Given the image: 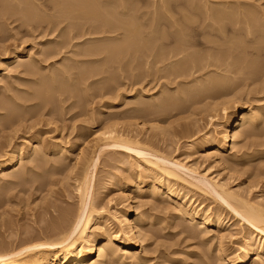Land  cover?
Segmentation results:
<instances>
[{
	"label": "rangeland",
	"instance_id": "rangeland-1",
	"mask_svg": "<svg viewBox=\"0 0 264 264\" xmlns=\"http://www.w3.org/2000/svg\"><path fill=\"white\" fill-rule=\"evenodd\" d=\"M144 1L146 0L139 1L140 4L138 3L137 5H141ZM143 3L140 6V9L143 6V9H146V11H142H148L149 14H151L150 11L152 12L154 6L151 5L150 8L148 7L150 9L149 10L146 8L147 6H144L147 2H145L144 5ZM181 3H185V8ZM187 4V10H189L190 5L192 4L195 10L190 8V11L194 10L199 12L198 14L188 13L189 15L191 14L190 18L193 20V24L185 22L187 21L186 18L184 20L183 18H179L177 22H181L180 24L183 23L184 26L188 23L189 26H186L188 29L191 28V26L193 29L200 26V30H198L197 35L194 36V38L199 40V42L194 44V47L187 48L186 51L189 53L196 52V54L198 55L199 53V56L201 55L202 58L205 57V60L203 59V63L208 64L205 67L206 69L203 67V69L199 68V71L193 70L190 71L191 73L189 72L187 74L177 76L174 74L171 75V69L169 67L162 68L160 64H156V66L155 64H151L148 65V67L144 64V62H142L143 64L139 63L137 66L138 68H136L137 64L135 61V63H132L131 60H125L123 61L124 63L122 64L121 69L120 67L114 66L116 69H113L115 70H112L111 67L108 69V72H104L103 74L101 73L99 76L95 75L93 76L94 78H88L87 81L85 80V82H91L96 79L101 80L94 82L93 84L91 83V85H89V82L80 85L82 87L87 85V89H90H88L90 95L87 97L82 98L80 96H76V98H64L63 96H59L58 98L60 100H57L56 97L55 100H57L58 103L55 101L54 105L56 104V106L53 107L58 110L59 113L57 114L59 116L56 113L49 114V104H46L47 106L43 109H41L42 106L36 107V109L34 108L35 110L32 108L31 112L29 111L30 114L25 113L28 116L25 114L21 115L23 110H20L21 112L18 114L22 116V119H16L17 121L15 119L8 120L6 115L1 116L0 159L4 156V151H6V149L15 145L17 147L19 146V150L14 153L11 162L6 167V171L4 172L5 174L2 175L3 173L0 171V245H2V247L4 246L7 248V246L10 247L12 245L11 247L14 248L13 250H16L26 246L29 240H32V242H42L46 233L49 234L53 227L56 226V223H58L56 221H59L58 217L63 216L62 212L66 213L69 211L71 213H75V209L79 204V191H77L78 185H81V176H83L80 174L81 166L84 164V161L88 163L91 158L94 157V159H96V163L94 164L92 172L93 182L91 188V200L93 201L92 203L96 205L97 212H100L101 218L98 222H93L89 231L96 232L97 228H100V226V229L102 230L109 228L110 230L115 231L118 227L116 225L117 222L115 218H120L122 213L127 209L128 204L127 201H125V196L128 195L133 198L135 206L137 205L136 208L138 214H140L143 218H151V223L148 226L152 227L155 231H157V233L159 232L158 237L149 242L151 243L149 246L143 248L142 244L139 243V247L134 250V252L137 251L145 257L146 264H243L240 262L239 258L242 255L240 244L242 243V237L248 233V225L244 219L236 215L232 210H229L221 199L215 197L214 200L210 195L201 193L188 184L183 185L181 183H177L172 187H168L165 179H161L159 183L157 179L155 178V180L154 176L149 174L146 170V164L139 161L140 157L126 149L124 150L120 147H104L100 150V148H98V144L102 143L100 138L104 136L105 132L108 130L115 131L116 133L118 132L119 134L121 132L122 135H129L131 138L134 137V140H138V142L142 145L147 146L153 153L169 157L170 159H173L188 168L192 167L191 169L197 171L198 173L206 174L208 172L206 175H217V180L222 181V183L227 181L226 183L228 186H230L234 191L239 193L241 192L240 194L246 197V199L264 203V150H262L264 149V146L260 145V147L257 145L255 149L257 150L258 148V150L254 151L258 154L260 153V155L256 158V160H254L251 168L253 169L260 165L263 167L262 172L255 175V177L250 174V171L248 170L249 167L247 166L240 168L241 170L239 171V174L236 171V166H233V163L227 162V165L224 162L222 164L221 161H215L217 160L216 157H210L206 154L207 138L210 136L218 137L222 130V123L232 114V107L228 105H226L228 107L225 111L223 110L222 107H225V105L222 104L225 101H232L236 98V95L240 94L241 97H243L242 101H245L248 97L250 101L247 105L250 104L248 105L249 107L243 102L238 103V120L252 108H254L252 111L255 115L260 113V110L258 108L256 109V107H258V105H264V90L259 91L257 87L264 78V72L262 71L263 74L260 72L261 76L260 74L258 75L260 78L250 76L251 73L249 72L251 71V67L250 70L245 68L247 66L246 64L249 63L245 62V59L248 58L247 61L253 59L258 60L259 62L261 61L260 64L263 65L264 57L262 55H256L254 52L248 53L250 51L249 48H251L249 46H253V44L247 41L248 39L244 37L246 41H243V43L246 42L245 45H247L248 51H240V54L237 51L234 52L235 54L233 56H237L240 59V62H238L237 57L234 59L233 56H230L234 51L231 49H234V47L232 46L233 43L230 40L232 37H234V41V39L236 40V38L238 39L242 36H239L238 34V36H236V34L231 32L233 24L231 22H227L228 20H223L225 31L223 32L224 34H222V38V36H218L220 33L214 27V25L216 26L215 21L213 19H204L206 11L208 13L210 8L220 9L222 7V9H224L225 6H229L230 10L238 9L237 11L242 9L250 10L251 8L252 11L254 9V11L258 13V16H262V14H264V0H178L176 4L172 5L174 7L172 14L174 15L176 13V17H179V12L183 9L186 10ZM205 7L206 9H209L204 10ZM226 7L225 9H227ZM176 8L177 11H180L176 12ZM203 12L204 14H202ZM178 13L179 15H177ZM192 14H195L196 17ZM147 15L145 14V16L140 19V21H146L141 22L143 23L142 26L150 25V19L147 21ZM195 18L197 20H195ZM198 18L202 20H199ZM164 22L167 23V21H161L162 26L160 27H163L165 32H171L174 30V24L169 26V24L166 25ZM208 24L212 27V33L208 32L210 30V26ZM17 25V23H9L8 25L3 26L2 31H0V36L5 35L4 38L0 39V73L3 76V78L0 77V80L5 79L4 81L1 80L0 86L2 85V82H9V85H11L10 87L13 88H11L13 93L16 91L18 93V91L24 90L26 85L30 84L27 82L29 77L28 74H25L26 72L23 69V64L27 63V61L31 58L35 60L37 64V67L35 65V68L39 69L35 70L37 73H39L40 70L41 72H44H40L41 74H45L47 71H50V73H53L52 75L54 76L53 71L55 69V75L57 74L59 77L62 74L60 71V73L58 72L60 65L63 64L69 66L70 64V66H73L72 61L76 58L77 60L82 59L81 61L79 60L78 62H75L76 64L74 65L76 67L79 62L81 63H79L78 67L81 66L82 68L89 67L95 63L86 61L89 57H85L86 59L84 56L79 57L82 55H76V58H74L71 50L77 49L78 46L77 50L85 48L88 45V42L83 44L84 39L100 35H90V37L86 35L85 37L80 38L81 40L79 39L81 44H78L76 48L64 49L59 55H55V57L52 56L53 54L43 55L45 50L40 52V49L47 48V44L43 42L55 36L56 32L48 34L44 30L42 31L41 29H38L32 34L26 35V27H18ZM204 28H207L208 30L206 29V31ZM214 29L216 31H214ZM214 33L218 37L216 40H214L216 37ZM224 35L226 37H224ZM228 37L230 38L229 41H227ZM219 38H221L222 41L221 39L217 40ZM208 39H211L210 42ZM79 40H75V42L78 41L79 43ZM205 40L208 41V43L206 42L207 45L205 44ZM169 45L173 46L175 44L171 41ZM227 50L231 53L229 54ZM16 51L19 52L18 58L12 63V59ZM221 51L227 54L225 57H221L220 59L219 56H222L223 54L220 53ZM206 55L208 56L206 57ZM238 55L245 57L243 59ZM48 56L52 57L49 58ZM66 56L68 59L69 56L72 57L71 61L70 59L68 60ZM102 56L103 55H101L100 58H102ZM212 56H214V58H210ZM215 56L216 58L218 57V59H216ZM63 57H65L67 61ZM207 58H209V60ZM90 59L93 60L95 58L91 57ZM236 61L238 63H246L245 65L241 63L242 69H245L246 72L240 69L239 71H236ZM126 64L128 66L130 64L132 67H128ZM63 65L61 67H63ZM75 66H73V68H64L69 69L67 70V73H73L74 75V73L78 71V68H74ZM139 66L144 71L139 69ZM160 67L164 71L161 69L158 70ZM57 68L58 70H56ZM149 68H152V70L149 71ZM259 68L262 69L264 67L261 66L258 67V69ZM110 70L111 72H115L111 73ZM133 71L135 73L150 72V76L131 87V85H129V80L127 79L130 78L132 73L135 74ZM109 73L115 78L107 79ZM113 73L115 75H113ZM66 75L69 76L70 74ZM71 76L72 74L70 75V78ZM60 78L63 79V77ZM69 79L68 81L70 82ZM225 79L228 81L226 82ZM18 85L19 87H17ZM15 86L16 91H14ZM217 86L220 87V89L213 94H210L211 96H207L208 93L211 90H215ZM196 88L199 89V91H197ZM164 90L165 92L167 91V99L171 96L169 100L166 99L164 101L165 103L163 105L165 107L161 104L159 107H155L156 109H145L144 112H133L131 110V106H133L134 103L147 105L150 101L155 99L154 97H156V99H160L161 92H164ZM143 91H146V94L149 92L151 95H142ZM1 92H4L2 88H0V95ZM116 93L124 94L126 96L123 99L120 97L118 99ZM172 96H174V98ZM77 97H79V100ZM152 97L154 99L151 100ZM172 98L173 102L170 103ZM165 104H167V106ZM60 106L62 107L60 108ZM109 106H111V112L108 113L107 107ZM157 110L160 113H158ZM4 112L5 111L0 110L1 114ZM135 113H138V115ZM262 121L257 123L259 129L264 126V119ZM142 124L145 126L143 129L141 126ZM199 127H202V129ZM36 138L39 139L38 142H36ZM263 138L264 134H260L255 137V140L262 141V143L260 141V143H258L264 145ZM242 143L243 141L239 142L232 148L231 141H229L227 145L228 153H233V157L239 156L242 149ZM34 145L39 146H37L38 149H36L37 154L32 151L34 150ZM58 147H61V152L54 154V149H57ZM261 151L263 153H261ZM75 154H78L80 159L78 165L74 168L73 161H75V159L73 158L75 157ZM70 156L73 158H70ZM148 157L154 159L152 156ZM84 158L86 160H83ZM226 165L234 167L235 170L233 169L232 171L229 170V168L227 169ZM54 168L56 169L55 172L49 175L53 176L48 177L47 175L50 174L51 171H54ZM72 168L73 170H71ZM78 168L80 169L77 170ZM38 174L40 176H38ZM41 174L43 176H41ZM187 179L192 180L190 177H187ZM168 188H172L171 191L173 192L170 194L171 196H164L162 191L165 192ZM185 197L187 199H185ZM177 201L179 203H177ZM201 204L203 206H201ZM216 204L219 205L220 208L217 206V209ZM208 206L209 208H207ZM183 208H196V210L203 211L212 210V216L210 214L212 224H209V226L204 229L207 232H211L207 234L201 232L202 235H206L205 238L203 237L204 239L202 238L204 241H201V234H199V237L198 235H196V237L190 235L194 230L197 231L198 227L195 223L189 221L188 217L182 212ZM210 208L211 210H209ZM213 208L217 210H213ZM59 213L62 215H59ZM215 216H218L219 218V225H217L216 221H214L218 219ZM215 235L217 236L215 237ZM92 237L93 235H91L90 238ZM218 239H221L220 243L222 244L219 243ZM258 240L261 241L260 239ZM206 241L208 242L206 243ZM261 244L264 248V242H261ZM218 245L221 248H224V251L222 249L220 252V254L226 257L223 261L219 260V258L215 255ZM236 245L238 246L237 248ZM121 255L123 257L122 261L126 264H136V259L130 256L131 253L123 252ZM92 257L96 258V254L92 255Z\"/></svg>",
	"mask_w": 264,
	"mask_h": 264
},
{
	"label": "bare ground",
	"instance_id": "bare-ground-1",
	"mask_svg": "<svg viewBox=\"0 0 264 264\" xmlns=\"http://www.w3.org/2000/svg\"><path fill=\"white\" fill-rule=\"evenodd\" d=\"M139 1L141 0H0V31H2L3 26L8 25L9 23H17L18 27H21V26L26 27V32H25L26 35L32 34L35 30H38V29H41L42 31L44 30L48 34H52L56 32L55 36L43 42L47 44L46 45L47 48L44 45L46 49L44 48L40 49V52L42 50L43 51L45 50V53L43 52L44 53L43 55H52V54H53L52 56H55L57 54L59 55L64 49L76 48L78 44L79 45L81 44L80 38L85 37L86 35L89 37L90 35H100L97 37H91V38L84 39L83 44L88 42V45L85 44L87 46L86 47L84 46L85 48H81L82 50L81 49L77 50L79 46L77 47V49L71 50L72 51L71 53L74 58H76L75 57L76 55H82L79 57H83V56L84 58L89 57L87 59L85 58L86 61H90V63L95 62L96 64L94 63L89 67L82 68L81 66L78 67L79 63H81L79 62L77 63L78 65L76 67L74 65L76 64L75 62H78L80 60V59L77 60L76 58L75 60L77 61L75 60L72 61L73 66H75L74 68L76 69L78 68L77 69L78 71L75 72L74 75L73 73H67V70L69 69L64 68V67L73 68V66H70V64L69 66L62 64L63 67H61L62 65H60L59 70L58 68L56 70L62 73L60 77H63V79L60 78L57 74L55 75V69L53 71L54 76L52 75L53 73L51 74L50 71H47V70H46L47 72L45 71L46 72L45 74H41L43 72V71L41 72V70H40L41 73L38 71L40 73L39 75V73L35 71V70H39L35 68V65L37 67L35 60H33L32 58L31 59L29 58L30 60L27 61V63L23 64V69L26 72L25 74H28V77H29L27 82L30 83L26 85L24 90L20 89L21 91H18L17 93L16 86H15L14 91L16 92L13 93V90H11L12 87H10L11 85H9L10 83L9 82L7 83L6 81L2 82V85L0 86V88L4 90V92L3 93L1 92V95H0V110L5 111L3 114L0 113V118L1 116L6 115L8 120L9 119L16 120L22 117L18 114L21 112L20 110H23V113H21V115L22 114L24 115L25 113H29V111L31 112L32 108L33 110H35L36 107L42 106L41 109H43L45 106H47L46 104H49V107H48L49 114L50 113L57 114L59 112L53 106H56V104L54 105L55 101L60 100L58 98L59 96H63L64 98L65 97L66 98L67 97L76 98V96H80L82 98L87 97L88 95H90L89 94L90 89L89 88H88L89 90L87 89V85L84 86L85 88L80 86V85H83L89 82V81L85 82V80L87 81L88 78H91L95 75L99 76V74L101 73L103 74L104 72H108L109 71L108 69H110L111 67H112V70H115L116 68L114 66L120 67L121 69V66L124 63L123 61L125 60L127 61L131 60L132 63L135 61L137 65L136 64H133V65H136V68H138L137 66L139 65V63H142V62H144L146 66L151 65V64H155L156 66V64H160L162 68L169 67L171 69L170 71L171 75L174 74L177 76L187 74L193 70L197 71L199 68L203 69V67L205 68L206 65H208L207 63H203V59L205 57L202 58L201 55L199 56V53L197 55L196 52L189 53L186 51L187 48L194 47L193 45L199 42V40H196L194 36L197 35L198 30H200L199 28L200 26L195 27L194 29L191 25H190L191 28L189 29L186 27V26H189L190 23L193 24V20L190 18L191 14L189 15L188 13H197V14L199 13L198 11H194L195 9L192 6V4L190 5V8L194 9L192 11H190V8L189 10H187L188 4L186 5V10L181 9L182 11L180 10L177 11V8H176V12L180 11L179 12L180 16L176 17L175 15L176 13L174 15L172 14V10L174 11L173 9L174 7L172 5L176 4L178 0H146L144 1V3L147 2L145 5L142 2L145 7L147 6L146 8L148 7L150 8L151 5L154 6V9L152 10V12L150 11L151 14H149L148 11L143 12L142 11L144 10L143 6L140 9V6L142 5V3L141 5L138 6L137 4L138 3L140 4ZM185 3L183 4L181 3V4L184 5ZM182 5H179V6H182ZM225 7L224 9H222V7L220 9L210 8V10H208L209 8L206 9L205 7L204 10H208L209 12L207 13L206 11L204 19L206 20L213 19L215 21L216 26L214 25V27L221 34V35L220 34L218 35L219 37L222 36L223 38L222 34H224L223 32L225 31L223 20H228L227 22H231L233 24V27L231 28V32L236 34V36L238 35L242 36L241 38L240 37L238 38L239 40L236 38V40L234 39V41H233L234 37H232L231 40L229 37H228V40L226 39L227 41L230 40L233 43L232 46L234 47V49L231 48L232 51L233 50L234 51L233 53L230 52L231 53L230 56L232 57L235 54L234 53L235 51H237L238 53L240 51L241 52L248 51L247 45H245L246 42L243 43V41H246L245 38H247L248 39L247 41L253 44V46L251 45L249 46L251 48L248 47L250 49L248 53L254 52L256 55H259V56L262 55L264 57V14H262V16L259 15L260 16L259 17L258 13H256L254 9L252 11L251 8L250 10L242 9L240 11H237L238 9L230 10L229 6L226 7L227 9H225ZM184 8H185V5H184ZM144 11H146V9ZM204 12L202 14H204ZM179 13L177 15H179ZM145 14L149 15V16L147 15L148 19L146 18L147 21L150 19V22H149L150 25L148 26L147 25L142 26L143 23L141 22L145 20L140 21V19L143 16H145ZM192 15L196 17L195 14H192ZM179 18H183V20L186 18L187 21L185 22H189V24L186 23V26H184L183 23H182L183 25L180 24L181 22L178 23L177 21ZM201 18L203 17L201 16ZM195 20L197 19L195 18ZM199 20H202V19H199ZM161 21H167V23L164 22V24L166 25L169 24V26H172V24H174L173 26L174 30L171 32H165L163 30V27H160L162 26ZM234 23L239 26H236ZM211 28L212 27L210 26L209 28L210 30L208 32L212 33ZM206 29L207 28H204V30ZM215 29L214 31H216ZM208 32H207V36H208ZM216 34H215L216 36L215 39L213 37L214 40L218 38ZM4 37L5 35L4 36L1 35L0 39ZM224 37L226 36L224 35ZM220 39L221 38L217 40H220ZM75 40H79V43L78 41L75 42ZM210 40L208 39L209 42ZM171 41L174 42L175 45L170 46L169 44ZM208 41L205 40V44L206 42L208 43ZM227 51L229 53V50ZM220 53L221 54L223 53L222 56H219L220 59L221 57H225V55L227 54V53L225 54L222 51ZM18 54H19L18 51L14 53L12 63L15 61V59L18 58ZM101 55H103L102 58H100ZM207 56L208 55H206V57ZM48 57L51 58L50 56ZM91 57H94L95 59L91 60L90 59ZM235 57L233 56L234 59ZM244 57H241V58L244 59ZM210 58H214V56ZM69 59L71 61L72 57L69 56ZM207 59L209 60V58ZM216 59H218V57ZM247 59H245L246 61L245 60L244 61L247 63L249 62V63L248 64L245 63L247 65L245 68H248L250 70V67H251V71L249 72L251 73L250 76L258 77L259 74L261 76L262 71L264 72V68L258 69V67H261V66L264 67V63L262 65L260 64L261 61L259 62L258 60H254V59L247 61ZM237 60L238 62H240L239 58ZM238 62L235 63L237 67V69L235 67L236 71L237 70L239 71V69L245 71V69H242L241 63L243 65L245 64L243 62L241 63H238ZM132 63L130 62L131 65ZM130 64L129 66H131ZM126 66L128 65L126 64ZM161 67L158 68V70L159 69L163 70ZM139 69L142 70L140 66H139ZM151 70L152 68L149 71ZM112 72H115V71H112ZM149 73L150 72H145V73L141 72V73H135V74L132 73L131 76L128 74L130 76V78L127 79L129 80V85H131V87L134 86L136 83L149 77L150 76ZM66 74H70V75L72 74L71 78H70V75L67 76ZM113 75L115 74L113 73ZM260 76L258 78H260ZM0 77L3 78L1 73H0ZM64 77H66L67 79ZM114 78L115 77L112 76L110 73L107 76V79H114ZM68 79L70 80V82L68 81ZM97 81H101V80L100 79L93 80L89 82V85ZM227 81L228 80H226V82ZM203 84H206V83H203ZM19 85L17 87H19ZM258 85H257L258 86L257 89H259V91L264 90V78ZM219 89L220 87L217 86L215 90H211L207 96H211L210 94H213ZM197 91H199V89H197ZM164 92H161L160 99H156V97H154L155 98L154 99L152 97L151 100L152 99L154 100L150 101L149 104L147 105L137 104V103L136 105L134 103V105L131 106L132 108L131 110L133 112H144L145 109H150V108L156 109L161 104L163 105L165 103L164 101L167 99L166 98L167 91L165 93ZM168 93L171 94L170 92ZM116 95L118 96V99L119 97L123 99L126 96L124 94H118V93H116ZM139 95L140 96L151 95V93L148 92L146 94V91H143V94L142 95L139 94ZM56 97H57V100H55ZM172 97L174 98V96ZM169 98H171V96L168 97L167 100H169ZM173 98H172V101L170 100L171 101L170 103L173 102ZM77 99L79 100V97H77ZM242 100H243V97H241V94H240V95H236V98L233 99L232 101L230 100L225 101L222 104V105H225V107H222L224 111L228 106L232 107V111H231L232 114L228 116L227 119H225L224 122L222 123V130L219 133L218 137L210 136L209 138H207V144H206L207 153L206 154H208V156L210 157H216L217 160L215 161L217 162L221 161L222 164L224 162L226 164L227 162L233 163L234 164L233 166L234 167L236 166V171L239 174H240L239 171L241 170L240 168H242L243 166L245 167L247 166L249 167L248 170L250 171V174L254 175L255 177V175L261 173L263 170V167L261 165L253 169L251 167L253 165L254 160H256V158L260 155V153L258 154L257 152H254L256 150L255 149L256 146L257 145L264 146L262 144H259L260 142L262 143V141L255 140L256 136L260 134H264V126L263 128L259 129L257 125V123H260L264 119V105H261V106L258 105V107H256V109L258 108L260 110L259 114L255 111L258 115H255L253 113L252 110L254 108H252V109H249V111L246 112L243 116H241L238 120V117H239L238 103L243 102L244 104L247 105V103H249L250 101L248 97L245 99V101H242ZM56 103H58V101ZM167 104L165 105L167 106ZM61 107L62 106H60V108ZM107 108H108L107 112L108 113L111 112V106ZM158 113L160 112L158 111ZM135 114L138 115V113H135ZM141 126H142V129L145 128L143 124ZM199 128L202 129V127H199ZM35 140L36 142L39 141L38 138H36ZM100 141H102V143L98 144V148H100V150H102L104 147H120L121 149H124V150L126 149L132 152L133 154L138 155L140 157L139 161L146 164L147 166L146 170L149 172V174L153 175L154 179L156 178L159 183L161 179H165L167 181L166 184H168L167 185L168 187H172L173 185L177 183H181L183 185L188 184L192 186L193 188H195L197 191L210 195L214 200H215V197L221 199V201H223L226 204L229 210H232L236 215L244 219V221H246L248 225L247 227L248 233L242 237V243L240 244V250L242 251V255L241 257H239L240 262H242L243 264H264V248L262 247L263 245L261 244V242H264V203H259V201L255 202V201H250L246 199V197L240 194L241 192L239 193L237 191H234L230 186H228V184L226 183L227 181L225 183H222V181L217 180L216 178L217 175L215 176L206 175L208 172L206 174L198 173L197 171L191 169L192 167L188 168L185 165H181L180 163L174 161L173 159H170L169 157H165L163 155L153 153L147 146L142 145L140 142H138V140H134V137L133 138L129 137V135L125 136L124 134L122 135L121 132L119 134L118 132L116 133L115 131L108 130L107 132L104 133V136L100 138ZM229 141H231L232 148L235 145H237L239 142L243 141V143L241 144L242 149H241L239 156L236 155L237 157L235 156L233 157L232 156L234 155L233 153L231 152L228 153L227 145ZM37 146L38 145H34V150H32L34 151L35 154H37V150H36L38 149ZM18 147L15 145V146L9 147L8 149H6V151H4V156L0 159V171L1 173H3L2 175L5 174L4 172L6 171V167L11 162L14 153L17 150H19ZM60 148L61 147L54 149L53 153L54 154L60 153L62 150V149L60 150ZM261 153L263 152L261 151ZM42 154H43V151H42ZM148 156H152L154 157V159H151ZM70 158H73V157L70 156ZM73 159H75V161H73L74 162L73 167L75 168L76 165H78L80 156L78 154L77 155L75 154V157ZM83 160H86V159L84 158ZM95 163H96V159H94L93 157L88 163L84 161V164L81 166V169L80 168L77 169V170L79 169L81 170V172L80 171L79 172L83 176L80 175L82 177V183L80 186L78 185L77 191H79L78 192L79 193L78 194L79 204L77 205L78 207L75 209L76 210L75 213H71L69 211H67L66 213L62 212L63 216L58 217L59 215H62L61 213H59V215L56 216L59 219V221L56 220L58 223H56V226H54L51 231L49 230L50 231L49 234L46 233L45 238L42 242H32V240H29L26 246H23L16 250H13L14 248L11 247L12 245L10 246L11 248L7 246V248H10V249H7L6 247L4 246L2 247V245H0V247H2L0 248V264H126L125 262L122 261L123 257L121 254H123V252L131 253L130 256L136 259V264H146L145 257L141 253H138L137 251L134 252V250H136L139 247V243L142 244L143 248H146V246H149L151 244L149 242L152 239H155L156 237H158L159 232L157 233V231H155L152 227L148 226L151 223L150 221L151 218L150 219L143 218L140 216V214H138V211L136 208L137 205L135 206L132 197L128 195L125 196V201H127L128 206H127V209L122 213L120 218L119 217L117 218L115 216L116 217L115 219L117 222L116 225L118 226L115 231L110 230L109 228L102 230L100 229L101 226L100 228H97L96 232L89 231L93 222H98L99 219L101 218L100 212H97L96 205L92 203L93 201L91 200L92 199L91 198V188H92V182H93L92 172H93ZM169 165L170 166L173 165V166L170 167ZM227 165H226V168L227 169L229 168V170L233 171L234 167L227 166ZM53 170L54 171H51L50 174L47 175L48 177L53 176V175L49 176L52 173H54L56 169L54 168ZM71 170H73V168ZM38 176L40 175L38 174ZM41 176L43 175L41 174ZM187 177H190L192 180H188L189 178L187 179ZM48 179H51V178H48ZM171 189L172 188H168L165 192L162 191V194L164 196H171L170 194L173 192L171 191ZM185 199L187 198L185 197ZM177 203L179 202L177 201ZM179 205L182 206L181 204ZM201 206L203 205L201 204ZM217 206L219 205L216 204V208ZM207 208H209V206ZM217 209L213 208V210H217ZM209 210H211V208ZM211 211L196 210V208H193V209L183 208L182 212L188 217L189 221L192 223H195L198 227L197 231L194 230L192 232L193 234L192 233L190 234L191 236L196 237V235H198L199 237V234H201L200 235L201 241H204L203 239L205 238L206 235L204 236V234L202 235V233L207 234L211 232L209 230H208L209 232L204 230L207 226H209V224L210 225L212 224L211 219H210ZM216 218H218V216ZM214 221H216V224L219 225V222H220L219 218ZM91 235H93L92 238H90ZM216 236L217 235H215V237ZM258 239H260L261 241H259ZM218 240L220 243L221 239H218ZM207 242L208 241H206V243ZM237 247L238 246L236 245V248ZM222 249L224 251V248H221L218 245L216 254L214 253L216 257L219 258V260L221 261H223L226 258L222 254H220ZM95 254H96V258H93L92 255H95Z\"/></svg>",
	"mask_w": 264,
	"mask_h": 264
}]
</instances>
